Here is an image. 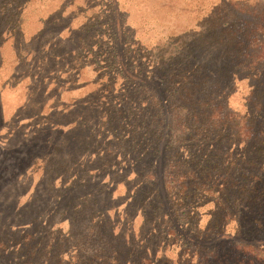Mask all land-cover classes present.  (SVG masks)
<instances>
[{"label": "rangeland", "instance_id": "obj_1", "mask_svg": "<svg viewBox=\"0 0 264 264\" xmlns=\"http://www.w3.org/2000/svg\"><path fill=\"white\" fill-rule=\"evenodd\" d=\"M255 1H260L264 9V0L249 3ZM213 2L29 0L25 3L23 35L0 40V264H20L33 249L30 246L35 240L31 242L28 233L41 242L42 254L35 264H60V258H55L57 243L66 237L69 243L64 260L74 264L78 260L81 264H137L141 259L151 260L146 264H187L176 258L175 250L162 247L161 226L157 223L167 213L158 210L162 198L155 191V185L159 184L152 177L170 160L191 159L193 152L204 154L207 147L202 151L203 147L189 143L174 149L163 148L157 154L156 148L147 150L131 141L125 145L123 141L130 127H140L138 123L150 119L154 113L141 94L138 77L153 73L155 78L163 72L156 48L164 45L167 58L170 54L167 51L178 45L175 41L169 43L172 38L200 29ZM96 12L106 19V40L114 41L109 34L115 25L118 36L132 43L125 57L137 74L134 81L127 83L120 70L110 72L105 60L81 58L80 47L86 41L90 49L99 48L100 43L104 45L93 34H85L84 40L80 38L84 23ZM42 32L44 48L16 59V46L28 43ZM140 43L153 51L138 56L135 48ZM105 56L103 50L101 58ZM219 77L226 78L229 90L226 100L231 108L242 112L255 108L251 91L261 82L255 74H219ZM117 106L131 109L133 116L127 114L124 118L122 134L104 125L110 109L116 111ZM261 121L264 122V117ZM258 128L253 139L257 143L264 139L262 123ZM262 169L260 185H264ZM83 205L94 209L82 210ZM209 208L201 212L204 213L201 224L207 221ZM257 209L240 216L243 238H264V203ZM87 212L96 213L94 222L102 219L94 230L87 224ZM57 228H62V234L58 232L56 247L50 251L48 244ZM72 231L85 239L96 237L98 241L89 240L85 251H81L76 243L78 238L75 235L71 238ZM228 231L234 234L232 227ZM97 246L103 248L101 252L106 256L94 258ZM76 248L79 258L74 254ZM50 255L55 256L49 258ZM216 255L219 257L212 256L205 264H263L229 242Z\"/></svg>", "mask_w": 264, "mask_h": 264}, {"label": "trees", "instance_id": "obj_2", "mask_svg": "<svg viewBox=\"0 0 264 264\" xmlns=\"http://www.w3.org/2000/svg\"><path fill=\"white\" fill-rule=\"evenodd\" d=\"M27 1L0 0V40L6 36L18 38L23 35V7ZM249 1L215 0L210 12L201 21L200 29L172 38L169 43L175 41L178 45L167 51L170 53L167 58L164 45L156 48L163 72L157 74L159 77L154 73L155 78L153 73L138 77L141 94L147 98L154 113L150 119L145 118L138 123L140 127L136 125L137 129L130 127L125 132L128 136L123 141L125 145L131 141L139 148L146 147L152 151L156 148L157 154L163 148L174 149L189 143L194 147H203L202 151L206 147L208 149L204 154L193 152L191 159L170 160L164 168L159 167L155 177H152L154 183L159 184L155 185V191L162 198L158 210L167 213V217H162L157 223L161 226L162 247L175 250L176 258L187 264H205L212 256L219 257L216 254L226 242L264 264V238H243L239 224L242 214L253 213L264 203V185H260L263 180L264 139L258 143L253 140L261 123L264 136V122L261 121L264 117V9L260 1ZM105 21L96 12L84 23L80 38L84 40L85 34H93L104 45L100 43L99 48L90 49L86 41L83 46L86 49L80 47L79 54L82 59L105 60L110 72L120 70L127 83L134 81L137 74L125 57L131 51L129 45L132 43L128 44L127 39L118 36L115 25L112 34H109L114 41L106 40ZM42 38L43 32L28 43L13 48L16 59L24 58L23 54L31 51L42 50ZM147 46L138 44L135 48L137 55L142 57L143 53L153 51ZM103 50L107 56L101 58ZM247 72L255 74L261 82L251 91L255 108L242 112L229 106L226 78L219 77V74L231 76ZM40 78L43 79V76ZM115 110L110 112V109L104 125L116 134H122L124 118L127 114L133 118L132 111L120 106ZM233 144L236 145L231 149ZM88 200L91 204L89 197ZM208 207V219L201 224V216L204 215L201 212ZM85 208L92 210L94 206L90 209L83 205L82 210ZM92 213H88L87 224L94 230L102 219L94 222L96 213ZM229 227L233 228L234 234L228 231ZM58 232L62 234V228H57L49 241L50 251L56 247L54 240L58 239ZM72 235L78 238L76 243L81 251H85L89 240L98 241L90 236L85 239L75 231H72L71 238ZM27 236L31 242L35 241L30 246L33 249L20 264L38 263L42 254L41 242L38 243L30 233ZM68 239L62 238L57 243L56 256L50 255L49 258L55 256L60 258V264H74L64 260ZM78 248L74 249L77 258ZM101 249L96 247L94 258L106 256ZM150 261L141 259L137 264ZM75 263L81 264L80 260Z\"/></svg>", "mask_w": 264, "mask_h": 264}]
</instances>
